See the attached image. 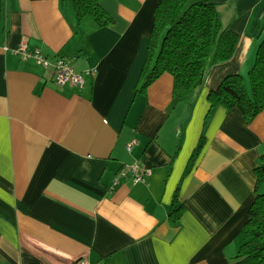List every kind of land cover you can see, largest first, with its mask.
Listing matches in <instances>:
<instances>
[{
  "label": "crops",
  "instance_id": "1",
  "mask_svg": "<svg viewBox=\"0 0 264 264\" xmlns=\"http://www.w3.org/2000/svg\"><path fill=\"white\" fill-rule=\"evenodd\" d=\"M159 1L102 0L114 22L98 27L77 22L72 0H0V264L233 262L264 154V110L247 123L238 108H211L208 95L230 75L248 86L264 0H191L215 4L239 35L191 104L173 96L168 73L138 91ZM23 42L95 73L83 88L59 87L15 53ZM136 162L152 170L147 182L116 184Z\"/></svg>",
  "mask_w": 264,
  "mask_h": 264
},
{
  "label": "trees",
  "instance_id": "2",
  "mask_svg": "<svg viewBox=\"0 0 264 264\" xmlns=\"http://www.w3.org/2000/svg\"><path fill=\"white\" fill-rule=\"evenodd\" d=\"M102 0H72L78 23L90 17L98 27L114 19L101 5ZM239 35L225 27L213 3L191 0H160L155 7L147 58L141 74L139 92L161 75L174 79L173 96L191 104L205 82L210 67L232 59ZM211 108H238L247 123L264 110V38L255 63L248 72V86L240 75L224 78L217 90L208 95ZM200 145L197 151L200 149ZM255 197L244 225V242L231 264H264V154L255 169ZM182 207L173 210V224Z\"/></svg>",
  "mask_w": 264,
  "mask_h": 264
},
{
  "label": "built area",
  "instance_id": "3",
  "mask_svg": "<svg viewBox=\"0 0 264 264\" xmlns=\"http://www.w3.org/2000/svg\"><path fill=\"white\" fill-rule=\"evenodd\" d=\"M22 61L34 60V62L44 68L50 69L55 84L59 87L73 86L76 88H83L85 84V75H93L94 69L87 70L83 73H78L74 69V58L58 57L50 60L39 49L30 51L25 42H23L15 51ZM137 144V140L131 141L127 144L126 149L131 151ZM152 175V170L141 162H136L130 165H124L118 171L115 183L119 184L121 180L131 179L133 184H145L147 179ZM76 264H90L87 258L81 257L76 260Z\"/></svg>",
  "mask_w": 264,
  "mask_h": 264
}]
</instances>
